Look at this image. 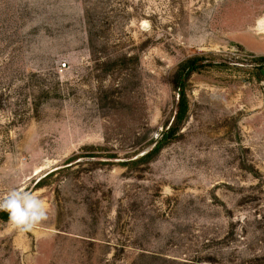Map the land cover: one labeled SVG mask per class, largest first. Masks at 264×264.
Listing matches in <instances>:
<instances>
[{"label":"rangeland","instance_id":"1","mask_svg":"<svg viewBox=\"0 0 264 264\" xmlns=\"http://www.w3.org/2000/svg\"><path fill=\"white\" fill-rule=\"evenodd\" d=\"M260 57L264 0H0V264H264Z\"/></svg>","mask_w":264,"mask_h":264},{"label":"clouds","instance_id":"2","mask_svg":"<svg viewBox=\"0 0 264 264\" xmlns=\"http://www.w3.org/2000/svg\"><path fill=\"white\" fill-rule=\"evenodd\" d=\"M0 212H6L9 222L21 232L32 231L49 218L46 202L24 187L12 188L0 197Z\"/></svg>","mask_w":264,"mask_h":264},{"label":"trees","instance_id":"3","mask_svg":"<svg viewBox=\"0 0 264 264\" xmlns=\"http://www.w3.org/2000/svg\"><path fill=\"white\" fill-rule=\"evenodd\" d=\"M197 60L198 59H191L181 63L175 73L174 84L178 96L175 103V112H174L172 124L166 130L165 132L166 134L164 137H172L175 130L178 128V126L183 122V120L186 117L188 104L185 93V79L192 71L202 66V64L197 62ZM258 60L262 61L264 60V58L260 57L258 58ZM255 71L256 72L254 74H251L252 76H255L257 79H261V77H264V70H255ZM0 218L6 220L8 218V214L6 212H3L0 214Z\"/></svg>","mask_w":264,"mask_h":264}]
</instances>
